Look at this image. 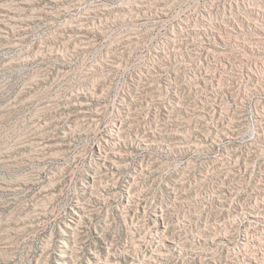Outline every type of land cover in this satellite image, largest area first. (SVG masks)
Instances as JSON below:
<instances>
[{"label": "rangeland", "instance_id": "1", "mask_svg": "<svg viewBox=\"0 0 264 264\" xmlns=\"http://www.w3.org/2000/svg\"><path fill=\"white\" fill-rule=\"evenodd\" d=\"M0 264H264V0H0Z\"/></svg>", "mask_w": 264, "mask_h": 264}]
</instances>
